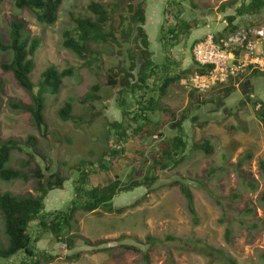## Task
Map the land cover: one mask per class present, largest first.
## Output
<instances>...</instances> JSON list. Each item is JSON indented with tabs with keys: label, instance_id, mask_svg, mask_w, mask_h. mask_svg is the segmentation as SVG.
I'll use <instances>...</instances> for the list:
<instances>
[{
	"label": "rangeland",
	"instance_id": "1",
	"mask_svg": "<svg viewBox=\"0 0 264 264\" xmlns=\"http://www.w3.org/2000/svg\"><path fill=\"white\" fill-rule=\"evenodd\" d=\"M92 1L97 0H64L59 19L52 26L40 24L31 10L17 9L13 0H6L1 7L0 36L6 42L10 41L11 24L15 20L25 21L32 36L42 41L35 56L32 74L35 85L50 66L60 71L74 68V74L64 80L60 93L47 96L44 115L48 128L47 131H40L34 125L30 113L10 106V102L31 105L32 97L11 72H5L0 67V80L4 83L0 96V141L15 139L25 142L29 136H35L38 139L37 150L51 162L54 171H60L61 176L68 178L64 190H56L48 196V212L68 211L73 205L77 200L76 187L80 186H76L81 178L79 169L91 168L89 163L97 165L101 162L102 153L113 142L108 122L122 120L115 100L116 91L108 86L107 75L109 69H119L117 59L122 58L118 55L117 46L92 45V50L101 57H96L92 63L89 61V64L63 47V32L74 27L72 17L91 15L88 6ZM123 1L103 0L106 6H114L112 10L115 9L117 22L113 25L117 29L121 16L128 13L126 7L118 8V4ZM139 1L147 9L146 29L154 61L160 65L167 64L174 70L172 74L194 64L192 44L196 39L223 31L225 17L236 13V7H229L224 13L221 11L222 5L232 0H186L177 7L170 5L171 0ZM167 9L181 11L183 19L197 18L200 21L199 29L190 38L184 37L173 49L165 47L163 41V27H169L172 23L171 13L165 15ZM109 30L113 31L111 28ZM125 50L122 49L123 55L126 54ZM9 59L8 54L4 56L0 52V63ZM245 77L250 80L249 87L245 81L240 83L241 86L229 98H225L218 90L200 95L214 102L201 108L195 107L191 92L181 82L172 85L160 102L168 111L151 114V124L144 135L129 140L124 145L125 155L118 165L93 176L90 186L102 188L116 179L126 182L130 178L145 177L156 157L179 135V130L174 126L175 121L186 115L187 120L183 125L189 149L184 161L178 167L163 168L160 180L154 186L155 191L148 193V197L136 207L130 206L147 194L145 187L120 194L115 200L117 206L128 207L122 214H110L104 210L94 213L79 211L76 214L78 232L92 243L126 238L110 243L108 246H113V250L91 253L92 248L80 241L74 250L68 251L65 245L55 242L51 235L44 234L38 247L57 256V259L42 264H229L223 261L212 263L197 252L177 249L168 241V237L206 240L210 245L222 249L237 264H264V202L261 200L264 196V128L258 116L260 107L253 105L254 100L264 102V78L245 75L242 79ZM255 79L260 80L256 88L253 83ZM96 86H100V100L84 103ZM251 90L253 94H249ZM67 103L72 104V115L76 121L61 120L59 111ZM204 140H209L214 148L211 155L192 150L194 143ZM28 152L32 153V150L25 147L23 151H14L11 166L25 172L34 170V162L24 168L23 163L30 158ZM36 162L44 168L45 162L40 157L36 156ZM182 183L189 186L194 196L199 219L196 226L187 208L180 185ZM36 186L37 180L32 178L14 182L0 179V193L36 195ZM235 193L239 198L233 200ZM216 199L221 201V206ZM223 208L228 210L229 218L234 220L230 243L225 239L228 222H222L225 215ZM246 208H253L254 213L250 218L259 226L251 233L238 223L239 213ZM149 237L163 243H147ZM0 240L6 242L1 214ZM125 244L135 245L140 251L127 250L123 247ZM77 253H81L79 259L67 258ZM144 254L149 256L148 263H145ZM20 256L21 253L1 264H16Z\"/></svg>",
	"mask_w": 264,
	"mask_h": 264
},
{
	"label": "trees",
	"instance_id": "2",
	"mask_svg": "<svg viewBox=\"0 0 264 264\" xmlns=\"http://www.w3.org/2000/svg\"><path fill=\"white\" fill-rule=\"evenodd\" d=\"M6 0H0V12L2 4ZM19 10L28 9L35 13L38 21L42 25L52 26L59 19V13L63 6L64 0H13ZM186 0H171L170 5L180 6ZM126 7L128 13L121 16L119 28L114 27L117 22L115 18V9L106 6L103 0L92 1L88 6L91 15L85 17H72L74 27L63 32V47L72 52L77 57L92 63L96 57L100 59L101 55L91 46L108 45L117 46L118 55L122 59H117L119 69H109L108 86L116 92V104L122 114V120H113L108 122V127L113 140L112 145L106 149L101 156V162L97 165L89 163L91 168L79 169L81 178L76 183L75 193L77 200L68 211L52 210L47 211V198L50 193L56 190H64L68 178L61 176L60 171H54L51 162L45 155L37 150L38 139L35 136H29L25 142L15 139L0 141V179L4 182H14L18 180L28 181L30 178L37 180L36 195L18 196L11 192L0 193V214L3 222V233L6 242L0 240V264L11 261L19 253L16 264H42L53 262L57 259L38 247L44 234L52 236L53 240L66 246L68 251L74 250L78 242L83 241L90 248L91 253L110 252L113 246L110 243L119 242V240H105L92 243L85 239L78 232V221L75 216L79 211L85 213H94L104 210L110 214H122L128 207H118L115 202L116 198L122 193H130L138 188H146L147 194L132 204L130 207H136L138 203L148 197L156 188L154 186L160 180V173L163 168L178 167L184 159L185 153L189 149L184 122L187 120L186 115L180 120H176L174 126L179 130V135L160 153L153 161L149 168V173L142 179L130 178L123 182L116 179L105 187L90 186L91 178L98 173L110 171L117 166L121 157L125 155V147L129 140L141 137L147 131L151 124V114L158 111H168L163 108L160 102L167 95L169 88L181 82L184 77L192 74L194 71L205 73L206 67H199L194 61L193 67L186 70L172 72L167 64H157L154 61V54L150 50V39L146 29L147 9L145 4L139 0H124L118 4V8ZM236 7V13L225 17L226 26L223 31L214 34L218 41H224L232 34L243 28H249L261 25L264 20V0H232L221 7L222 13L227 8ZM117 8V9H118ZM171 13L172 23L169 27H163L164 46L175 48L184 37L190 38L194 31L199 29L200 21L197 18L191 20L183 19L182 12H175L173 9H167L165 15ZM111 28L113 31L109 30ZM168 34V35H167ZM204 38V37H203ZM203 38L196 39L192 44V50L195 44ZM41 39L32 36L28 25L23 20H15L11 24L10 41L6 42L0 36V52L10 57L8 61L0 63V67L5 72H11L19 85L30 93L32 97L31 105L16 104L10 102L13 109L25 111L31 114L32 121L38 130L47 131L45 122V109L47 96L57 95L60 93L63 82L66 78L74 74V68L60 71L55 66H50L42 74L41 80L37 85L32 81V74L35 70V56L41 47ZM122 49H126L123 55ZM172 71V72H171ZM250 77L264 78V71L255 70L249 73ZM242 77V76H241ZM239 77L236 81H240ZM236 81L229 85L216 88L218 92L224 94L225 98L231 97L236 91ZM4 88V83L0 80V96ZM36 88L38 89L36 91ZM100 86L93 88L92 94L88 95L86 101L97 102L100 100L98 91ZM192 102L196 108H201L207 104H214L211 99L190 93ZM1 103V98H0ZM254 106H260L258 116L264 128V102L254 100ZM95 107H93L94 109ZM96 109V108H95ZM73 106L67 103L59 111L61 120L76 121L72 115ZM98 115H101L100 113ZM97 118V117H96ZM94 118L91 119V122ZM117 146V147H116ZM27 148L32 150L28 152L29 160L23 163L24 168L30 166L32 162L36 163L34 170L27 172L16 169L11 166L12 155L14 151H23ZM193 151L205 152L211 155L214 148L209 140L200 143H194ZM36 156L40 157L45 166L36 162ZM181 157V158H180ZM264 168V162L262 163ZM75 168V167H73ZM243 177L244 175L241 174ZM244 183L247 180H243ZM252 185V183H249ZM181 189L187 201V208L192 216L194 225L199 224L197 211L194 203V196L189 186L182 183ZM233 200L238 199L237 193L233 194ZM261 200L264 202V196ZM218 205L221 201L216 199ZM224 218L222 222H228L225 231V239L231 242L233 238L232 222L228 216V210L223 208ZM253 208H246L239 213V225L247 229L250 233L259 226L251 220ZM236 221V220H235ZM8 239V245L7 243ZM177 249L185 251H194L207 257L213 262H227L237 264L232 258L219 248L210 245L202 239H184L168 237ZM140 242L139 240H136ZM147 243H163V241L149 237ZM127 250L139 252L140 249L135 245L125 244ZM81 253L67 256L69 260H77ZM145 263H148L149 256L144 254ZM264 263V253L262 255Z\"/></svg>",
	"mask_w": 264,
	"mask_h": 264
},
{
	"label": "built area",
	"instance_id": "3",
	"mask_svg": "<svg viewBox=\"0 0 264 264\" xmlns=\"http://www.w3.org/2000/svg\"><path fill=\"white\" fill-rule=\"evenodd\" d=\"M193 56L197 66L207 70L203 74L194 71L181 84L197 95L229 85L255 70L264 71V22L243 28L224 41L208 34L195 44Z\"/></svg>",
	"mask_w": 264,
	"mask_h": 264
},
{
	"label": "crops",
	"instance_id": "4",
	"mask_svg": "<svg viewBox=\"0 0 264 264\" xmlns=\"http://www.w3.org/2000/svg\"><path fill=\"white\" fill-rule=\"evenodd\" d=\"M189 67H193V63H192L191 66H189ZM255 80H256V81H253V83H254V86H255V88H256V84L259 83L260 80H257V79H255ZM244 81H245V82H244ZM242 82H244L245 85L249 87V83H250L249 78H246V77H245L244 80L241 79L239 82L236 81V85H237L238 88L241 86L240 83H242ZM252 88H253V86H252L250 89H252ZM249 94H253V90H251V92H250Z\"/></svg>",
	"mask_w": 264,
	"mask_h": 264
}]
</instances>
